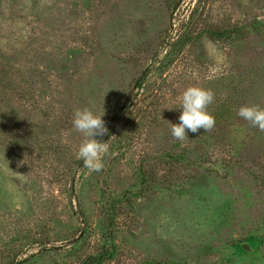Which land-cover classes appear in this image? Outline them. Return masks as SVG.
<instances>
[{
	"label": "rangeland",
	"instance_id": "obj_1",
	"mask_svg": "<svg viewBox=\"0 0 264 264\" xmlns=\"http://www.w3.org/2000/svg\"><path fill=\"white\" fill-rule=\"evenodd\" d=\"M191 86L216 124L181 143ZM242 105L264 107V0H0V264H264ZM85 107L105 112L99 172L76 157Z\"/></svg>",
	"mask_w": 264,
	"mask_h": 264
},
{
	"label": "clouds",
	"instance_id": "obj_2",
	"mask_svg": "<svg viewBox=\"0 0 264 264\" xmlns=\"http://www.w3.org/2000/svg\"><path fill=\"white\" fill-rule=\"evenodd\" d=\"M180 114L178 123H171V135L174 140L183 143L188 133L197 134L201 130L208 132L216 124L215 116L209 111V105L215 100L211 89L191 86L185 89L180 97ZM237 116L247 121L252 127L264 131V107L258 105H242L236 112ZM105 112L98 113L85 107L73 113L72 127L83 136L76 152L78 160L82 161L89 173L99 172L104 168V157L109 152L108 141L102 138L108 132L104 120Z\"/></svg>",
	"mask_w": 264,
	"mask_h": 264
},
{
	"label": "trees",
	"instance_id": "obj_3",
	"mask_svg": "<svg viewBox=\"0 0 264 264\" xmlns=\"http://www.w3.org/2000/svg\"><path fill=\"white\" fill-rule=\"evenodd\" d=\"M192 34V33H191ZM187 35H190V33L189 34H187ZM182 38V37H181ZM181 38H179L176 42H173V44H171V48H173V51H175V52H177V53H180V51H179V47L178 46H182V48L183 47H185V45H186V40L184 41V39L182 38V40H181ZM178 47V48H177ZM93 257L94 256H91V257H88L89 259L88 260H90V259H93Z\"/></svg>",
	"mask_w": 264,
	"mask_h": 264
}]
</instances>
